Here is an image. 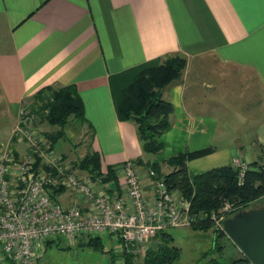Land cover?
I'll list each match as a JSON object with an SVG mask.
<instances>
[{
	"label": "crops",
	"instance_id": "1",
	"mask_svg": "<svg viewBox=\"0 0 264 264\" xmlns=\"http://www.w3.org/2000/svg\"><path fill=\"white\" fill-rule=\"evenodd\" d=\"M175 53L186 64L163 90L171 127L154 159L213 146L187 161L190 175L234 158L263 162L264 0H0V101L10 127L38 89L74 83L103 170L151 160L117 102L139 70Z\"/></svg>",
	"mask_w": 264,
	"mask_h": 264
},
{
	"label": "built area",
	"instance_id": "2",
	"mask_svg": "<svg viewBox=\"0 0 264 264\" xmlns=\"http://www.w3.org/2000/svg\"><path fill=\"white\" fill-rule=\"evenodd\" d=\"M36 117V110L21 104L13 133L26 147L19 151L7 143L0 145V264H37L42 243L53 236L71 242L78 235L109 232L120 250L137 253L160 230L195 219L189 199L169 189L152 168L146 173L153 196L147 197L134 159L124 160L118 168L120 192L67 164L38 131ZM232 163L241 179L248 161L234 158ZM60 186L71 196L69 202L60 200L62 193L51 197L50 189ZM232 209L226 201L200 216H210L223 228L222 220Z\"/></svg>",
	"mask_w": 264,
	"mask_h": 264
},
{
	"label": "trees",
	"instance_id": "3",
	"mask_svg": "<svg viewBox=\"0 0 264 264\" xmlns=\"http://www.w3.org/2000/svg\"><path fill=\"white\" fill-rule=\"evenodd\" d=\"M185 64L184 56L176 53L166 54L158 64L139 70L133 80L120 92L116 107L117 117L136 124L138 138L142 149L146 152L157 153L162 148L160 136L171 127L170 115L173 110V104L163 96V90L181 76ZM26 104L36 110L49 124L58 126L56 130L46 133L52 147L55 139L65 135V126L72 118H78L92 127L84 116L83 101L74 83L45 85L38 89ZM261 147L264 151V146ZM212 150L213 146H205L195 150L179 151L162 162L157 159L150 161L135 159L137 164L152 168L157 176L164 179L169 189L189 199V212L195 216L190 224L192 228L212 227L215 231V245L203 253L206 257L208 251L213 253V250L221 249L220 239L226 234L223 228L214 224L210 216L200 215L217 210L226 201L233 206L228 212H231L230 214L247 210L250 202L264 197V162L258 160L249 162L241 179L238 178V167L231 163L213 166L190 175L187 161ZM163 163L169 166L168 171L162 170ZM71 166L88 172L92 177H99L100 182L103 185L107 184L110 191L120 192L117 166L107 164L103 170L97 149L90 146ZM63 191L62 186L52 187L50 195L57 199ZM85 235L87 236L85 244L96 249H104L100 234ZM155 235L158 236V242L145 249L140 261L135 259V253L125 249L118 252L119 260L116 261L111 249H105L110 252L111 264H170L179 255V247L171 243L172 236L167 229L160 230ZM51 240L52 238H46L45 244ZM211 259L212 262L208 264H254L241 252L227 262L219 263L215 257Z\"/></svg>",
	"mask_w": 264,
	"mask_h": 264
},
{
	"label": "rangeland",
	"instance_id": "4",
	"mask_svg": "<svg viewBox=\"0 0 264 264\" xmlns=\"http://www.w3.org/2000/svg\"><path fill=\"white\" fill-rule=\"evenodd\" d=\"M29 101L30 100H27V102ZM36 114V127L39 132L46 135L47 132L58 128L57 125H48L49 123L42 119L37 111ZM10 121V112L2 111V103L0 101V145L2 143H7L8 145H11L13 149L16 148L19 151H23L26 145L17 139V135L13 133L14 127H10ZM91 139L92 134L89 126L78 118H72L71 122L65 126V135L55 139L53 148L56 152L61 153L64 156L67 164L72 165L73 162H76L79 157L90 148ZM146 156L148 159H154L153 153L147 152ZM137 165H139L138 168L141 171L140 166L143 164ZM143 167L146 168L145 172L150 168L147 165H144ZM195 173L197 172H194L192 169L191 174L194 175ZM119 178H122L120 172H118V179ZM67 197L71 200V196L66 193H62L59 198L64 202ZM263 206L264 197H261L250 202L247 209ZM230 213H227L225 217L229 216ZM190 224L167 228V231L172 236L171 243L179 247V255L173 259L170 264H208L209 262H212V257H215L216 260L221 263L227 262L233 257L239 255L240 251L236 245L232 243L227 236H224L220 239L222 244L221 249L213 250V253L208 251L206 257L203 253L215 245V231H213L212 227L208 229H194ZM78 236L81 237H75L71 242L63 236L51 237L52 240L48 244L43 242L40 247L41 252L37 259V264H111L110 252L105 251V249H111L115 260H119V242L114 236L110 235L109 232L100 233L104 245L103 250L85 244L84 242L87 240L85 234ZM157 241L158 236L155 235L148 241L144 242L140 251L135 253V259L138 261L142 260L145 249L150 245L156 244Z\"/></svg>",
	"mask_w": 264,
	"mask_h": 264
},
{
	"label": "water",
	"instance_id": "5",
	"mask_svg": "<svg viewBox=\"0 0 264 264\" xmlns=\"http://www.w3.org/2000/svg\"><path fill=\"white\" fill-rule=\"evenodd\" d=\"M226 236L254 264H264V206L239 210L222 220Z\"/></svg>",
	"mask_w": 264,
	"mask_h": 264
}]
</instances>
